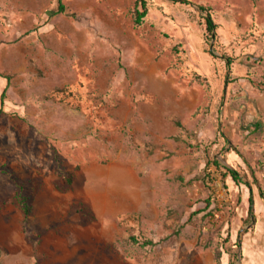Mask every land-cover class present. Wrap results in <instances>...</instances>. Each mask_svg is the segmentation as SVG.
Returning <instances> with one entry per match:
<instances>
[{
  "label": "rangeland",
  "instance_id": "obj_1",
  "mask_svg": "<svg viewBox=\"0 0 264 264\" xmlns=\"http://www.w3.org/2000/svg\"><path fill=\"white\" fill-rule=\"evenodd\" d=\"M136 1L0 0V264H264V0Z\"/></svg>",
  "mask_w": 264,
  "mask_h": 264
},
{
  "label": "trees",
  "instance_id": "obj_2",
  "mask_svg": "<svg viewBox=\"0 0 264 264\" xmlns=\"http://www.w3.org/2000/svg\"><path fill=\"white\" fill-rule=\"evenodd\" d=\"M58 2V8L57 10L55 11H51L50 12V15H56V14H68V15H73L71 13V11L69 10V8L67 7V5L63 2V0H56ZM175 2H182V3H187L188 0H174ZM200 10L204 13H206V16L204 17V20H205V23H206V30L210 33L211 35V38H216V28H217V25L216 23L214 22L213 20V17L211 15V13L209 12V9L208 7H205L203 5H200L199 6ZM148 1L147 0H137L136 3H135V12H134V22L136 25H141L143 24L144 20H145V17L147 16L148 14ZM228 63L230 64L231 61L230 59L228 60ZM179 126H181V124L179 123ZM249 129H251V131H258L262 128V124L260 122H256V123H253V124H250L248 126ZM223 159L224 156H223ZM211 167H214L215 169H217L222 178L223 179H226L227 177H231L236 183H243L244 179H243V176L238 172L237 169H235L233 166H231L230 164H227V163H222L221 162V159L220 158H212L211 160L208 161L207 163V169L211 168ZM209 173L207 175V184L210 188V190H212V184L210 183H213L214 179L213 178H209ZM246 177V176H245ZM67 182H68V186H70L73 182V175L70 174L68 177H67ZM245 183L248 184V186L251 188V185L249 183V181H246ZM252 191V189H251ZM264 195V194H263ZM262 195V196H263ZM250 212L252 211L253 207L252 205H254V198L252 197V195L250 196ZM19 202L22 206V209H23V212H24V215H25V219L28 220L29 219V215H30V210H31V207L30 205L24 200V199H19ZM133 240H137L136 238H133ZM136 242H139V241H136ZM154 244L153 241H145L142 243L143 246H147V245H152ZM236 257H238V255H236ZM219 258H220V253H219Z\"/></svg>",
  "mask_w": 264,
  "mask_h": 264
}]
</instances>
